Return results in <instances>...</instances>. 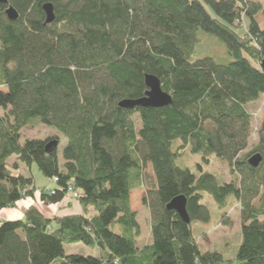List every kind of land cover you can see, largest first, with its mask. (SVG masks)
I'll return each mask as SVG.
<instances>
[{
	"label": "trees",
	"instance_id": "obj_1",
	"mask_svg": "<svg viewBox=\"0 0 264 264\" xmlns=\"http://www.w3.org/2000/svg\"><path fill=\"white\" fill-rule=\"evenodd\" d=\"M47 3L56 15L48 25ZM10 6L19 14L15 21L6 15ZM261 11L259 0L0 5V88L7 90L0 89V212L37 192L44 207L71 197L81 208L51 215L34 204L23 219L0 220V264H264V120L248 152V106L264 96ZM200 30L224 41L231 62L191 59ZM148 75L160 79L171 104L121 108V102L145 96ZM35 118L67 138L63 169L57 149L46 150L58 136L21 142V130ZM180 140L184 144L174 151ZM189 143L205 162L212 156L225 161L236 180L221 184L201 167L200 175L181 167L177 159ZM255 154L263 157L257 168L249 164ZM13 155L28 168L37 165L55 188L16 173L8 165ZM148 165L156 185L150 183L142 203L151 216L153 243L140 248L131 194L145 185ZM208 193L224 213L223 226L232 225L230 210L239 208L242 241L232 259L198 244L192 223L211 220L202 203ZM178 196L187 197L189 224L167 209ZM80 242L97 246L100 256L65 252V245Z\"/></svg>",
	"mask_w": 264,
	"mask_h": 264
},
{
	"label": "rangeland",
	"instance_id": "obj_2",
	"mask_svg": "<svg viewBox=\"0 0 264 264\" xmlns=\"http://www.w3.org/2000/svg\"><path fill=\"white\" fill-rule=\"evenodd\" d=\"M264 5V0H259ZM206 8L209 10V13L216 17L213 10L206 6ZM257 21L259 24V27H261L264 30V11H261L257 15ZM245 24L248 25V20L245 21ZM241 33L243 32L240 31ZM198 40L199 43L195 49V53L192 56V60L202 59V57H213L216 61H219L221 63H229L231 62V58L228 55V50H226V45L224 41L222 42L219 40L216 36L210 35L208 33H205L204 31L200 30L198 32ZM253 66L256 67L257 64L252 62ZM258 67V66H257ZM3 91H7L5 88H0ZM248 110L251 114H253V131L251 134V141L249 144V151H251L254 147H252L258 140L256 134L257 130L259 129L260 123L264 120V96L260 97V99L248 106ZM2 112V110H1ZM138 123L140 122L139 119H137ZM22 139L21 142H25L27 139H47V138H53V136H58L60 138L59 140V147L57 149V155L59 156V165L61 168H64V155L63 151L65 147L67 146V138L60 133L55 128H51L44 123H41L39 119L35 118L32 119L29 125L24 127L21 130ZM184 144L183 141H177L173 144V150L177 151V148L179 146H182ZM182 155L178 157L177 161L178 164L185 168L191 169L195 174L200 175L203 171L200 170V167L205 172L210 171L213 173L217 181H219L221 184L223 183H229L230 181L236 180V177L231 174L230 169H228V164L219 159L215 156H212L210 159V162H205V160L202 159V156L198 153H193L191 149V144L184 146L183 149H181ZM8 165L11 168H14L16 173L24 174L25 176L35 178L36 185L38 187H45V185L51 184V180L43 177L39 167L37 165L33 164L32 169L26 167L23 163L21 164L18 160V157L11 156V158L8 161ZM145 179L144 180V186L142 188H136L132 191V200L131 204L134 208V210L137 212L138 222L141 227V234L137 237V244L140 248L144 247L145 245H149L153 243L152 238V227H151V216L149 213V210L146 206H143V198L148 191V188L152 185H156L155 183V173H153V168L151 165H148V167L145 170ZM36 195H40V192H37ZM72 195V194H71ZM35 199V197H34ZM202 203L205 204L207 207H209L210 212L212 214L211 220L209 223H203L200 221L193 222V229L196 233V236L199 238L202 236V234L209 232V230L216 227V225L220 224L222 221V217L224 213L222 210H220L217 202H215L212 195L204 194V199L202 200ZM58 205L51 206L48 210L51 212V215H57L60 214V209L58 208ZM228 220L231 221V226H223L220 225L218 228L216 227L213 230L214 237L212 240V243L210 245L214 246L216 250L219 252H222L224 256L228 258H234L236 257L237 251L239 249V246L242 241V234H241V223H240V212L237 204L230 210V215ZM204 248V247H203ZM210 251V250H209ZM65 252L69 254H82L88 257L91 256H100V251L97 246H87L84 243H69L65 245ZM236 263L232 264H238ZM229 264V263H225Z\"/></svg>",
	"mask_w": 264,
	"mask_h": 264
},
{
	"label": "water",
	"instance_id": "obj_3",
	"mask_svg": "<svg viewBox=\"0 0 264 264\" xmlns=\"http://www.w3.org/2000/svg\"><path fill=\"white\" fill-rule=\"evenodd\" d=\"M4 4H8V0H0V5ZM44 11L45 15H47L46 25L53 23L56 19L53 4L47 3V5L44 6ZM5 12L11 21H15L19 18L17 10L12 6L8 7ZM261 67L264 70V62L262 63ZM146 86L149 90L146 92L143 98H139L138 100L123 101L120 103L121 108L126 110H134L139 107L160 108L171 104L173 97L163 90L161 81L156 76L148 75L146 77ZM58 147L59 141L53 140L47 144L46 150L48 153H50L54 152V150L58 149ZM262 160L263 157L261 154H255L250 157L249 164L252 167L257 168L261 164ZM167 209L170 211L177 212L186 224L191 223L190 215H188L187 211V197H176L169 204H167Z\"/></svg>",
	"mask_w": 264,
	"mask_h": 264
},
{
	"label": "crops",
	"instance_id": "obj_4",
	"mask_svg": "<svg viewBox=\"0 0 264 264\" xmlns=\"http://www.w3.org/2000/svg\"><path fill=\"white\" fill-rule=\"evenodd\" d=\"M45 187L53 189V188H55V184L51 181V184L45 185ZM34 204H38V205H40V207L43 206V210H45V211H49L48 209L51 207V206H45L44 207V205L41 203L40 195H38V196L36 195L35 199H31V198L23 199V201L20 202L18 204V206L13 208V209L2 210L0 212V220L3 222L4 220L13 221V220L23 219L25 209H27L28 207H30ZM58 206H59L58 208L60 209V214H65V215H67L69 213L78 214L79 212H81V208H80L79 204L77 203V201H75L71 197H69V199L66 202H64ZM131 206H132V204H131ZM133 210H134V208H133ZM215 228L209 230V232H207V233L202 234V236L199 238L198 244L203 250H216L214 246L210 245L213 241L212 239L214 238L212 236H214L213 230ZM217 228H218V226H217Z\"/></svg>",
	"mask_w": 264,
	"mask_h": 264
},
{
	"label": "built area",
	"instance_id": "obj_5",
	"mask_svg": "<svg viewBox=\"0 0 264 264\" xmlns=\"http://www.w3.org/2000/svg\"><path fill=\"white\" fill-rule=\"evenodd\" d=\"M59 179L56 177L55 179H54V182H57ZM74 198L75 199H77V194H74Z\"/></svg>",
	"mask_w": 264,
	"mask_h": 264
}]
</instances>
